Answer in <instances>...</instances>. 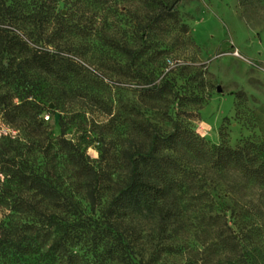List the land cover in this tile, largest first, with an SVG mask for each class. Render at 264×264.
<instances>
[{"label":"trees","instance_id":"obj_1","mask_svg":"<svg viewBox=\"0 0 264 264\" xmlns=\"http://www.w3.org/2000/svg\"><path fill=\"white\" fill-rule=\"evenodd\" d=\"M59 1L0 0V52L1 60H6L0 64V117L4 119L39 126L46 102L56 106V95L44 102L3 91L1 86L18 73L23 78L28 71L38 74L70 100L87 98L94 73L84 63L96 33L86 23H75V17L102 15L110 9L116 17L122 13L121 6L116 1L110 8L105 0H67L63 12ZM138 1L149 7L141 27L144 35L155 26H167L181 0ZM104 41L130 59L131 65L138 62L139 51L126 40L105 34ZM8 54L22 58L13 66ZM131 71L132 78L142 80L137 91L149 105L147 110L166 95L177 96L170 80L155 82L139 68ZM185 97L192 104L200 101L194 92ZM183 98H178L181 106ZM129 114L130 130L123 146L111 151L101 145L96 160L67 139L61 125L57 144L73 169L90 214L45 166L14 160L8 156V145H0V264H148L150 258L146 262L143 256L138 258L118 228L122 220L134 218L153 224L160 241H173L158 254L177 251L187 253L195 263L224 264L226 255L245 252L233 264L255 263L247 250L242 252L246 236L240 237L228 220L227 198L230 188L235 194L242 188L264 193V138L242 139L232 147L221 133L220 143L210 146L194 130L189 112L166 114L170 124L166 130L150 118L139 119L140 111L134 106ZM45 150L38 151L44 154ZM189 238L198 244L189 243Z\"/></svg>","mask_w":264,"mask_h":264},{"label":"rangeland","instance_id":"obj_2","mask_svg":"<svg viewBox=\"0 0 264 264\" xmlns=\"http://www.w3.org/2000/svg\"><path fill=\"white\" fill-rule=\"evenodd\" d=\"M65 1L60 0L58 5L63 12ZM115 1L122 11L116 17L112 9L102 11V15L75 17V23H86L96 33L90 39L92 48L84 63L94 73L89 78L87 98L70 100L69 95L55 92L50 81L29 71L26 78L18 73L16 79L1 86L14 96L28 94L37 101L46 102L48 97L53 100L52 96H58L56 106L46 102L47 108L39 115V126L0 117V145H8V156L14 160L26 159L29 164L45 166L65 191L77 196L89 214L73 169L57 144L61 125L66 138L91 160L98 158L101 145L111 147V151L123 146L122 140L130 130L131 106L139 109V119L150 118L163 130L170 128L166 114L189 112L194 130L210 146L220 143L221 133L232 147L242 139L264 138V0H181L167 26H155L144 35L141 27L146 22L148 3L104 2L112 8ZM105 34L126 40L137 49L138 62L131 65L130 59L106 45ZM8 58L15 66L22 56L8 54ZM1 61L6 60H1L0 52V64ZM131 68H139L141 74L155 78V82L170 80L177 96L166 95L160 104L147 110L149 105L137 91L142 80L131 77ZM192 92L198 95L197 104L184 99ZM178 98H183L182 106ZM14 100L18 101V97ZM40 148H46L44 154L38 151ZM227 203L233 230L240 237L246 236L247 247L242 252L247 250L254 264H264V193L242 188L235 194L230 188ZM118 228L138 258L143 256L144 262L150 258L148 264H200L187 253L158 254L164 244L173 241H160L148 221L124 219ZM188 242L198 244L191 238ZM243 254L246 253L226 255L223 262L233 264Z\"/></svg>","mask_w":264,"mask_h":264}]
</instances>
